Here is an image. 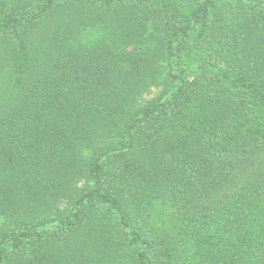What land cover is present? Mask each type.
Listing matches in <instances>:
<instances>
[{
  "label": "trees",
  "instance_id": "trees-1",
  "mask_svg": "<svg viewBox=\"0 0 264 264\" xmlns=\"http://www.w3.org/2000/svg\"><path fill=\"white\" fill-rule=\"evenodd\" d=\"M0 264H264V0H0Z\"/></svg>",
  "mask_w": 264,
  "mask_h": 264
},
{
  "label": "rangeland",
  "instance_id": "rangeland-1",
  "mask_svg": "<svg viewBox=\"0 0 264 264\" xmlns=\"http://www.w3.org/2000/svg\"><path fill=\"white\" fill-rule=\"evenodd\" d=\"M156 93H157V90H156V92L152 93V95H150V97L153 96V95L156 94Z\"/></svg>",
  "mask_w": 264,
  "mask_h": 264
}]
</instances>
